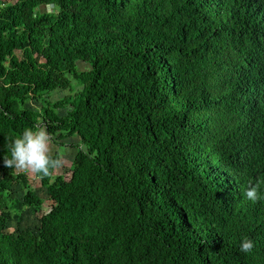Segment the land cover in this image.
I'll return each mask as SVG.
<instances>
[{
	"label": "trees",
	"instance_id": "16d2710c",
	"mask_svg": "<svg viewBox=\"0 0 264 264\" xmlns=\"http://www.w3.org/2000/svg\"><path fill=\"white\" fill-rule=\"evenodd\" d=\"M37 125L79 139L68 175L4 167ZM249 181L264 0H0V264H264Z\"/></svg>",
	"mask_w": 264,
	"mask_h": 264
},
{
	"label": "clouds",
	"instance_id": "9594fccd",
	"mask_svg": "<svg viewBox=\"0 0 264 264\" xmlns=\"http://www.w3.org/2000/svg\"><path fill=\"white\" fill-rule=\"evenodd\" d=\"M54 142L55 137L44 126L25 129L22 135L13 140L11 155L4 156L3 165L16 173L51 177L65 164L61 154H52ZM259 189L260 182L253 184L249 181L243 195L255 203L264 199ZM253 248L254 241L251 239L244 238L240 243V251L243 253H251Z\"/></svg>",
	"mask_w": 264,
	"mask_h": 264
},
{
	"label": "rangeland",
	"instance_id": "374dc122",
	"mask_svg": "<svg viewBox=\"0 0 264 264\" xmlns=\"http://www.w3.org/2000/svg\"><path fill=\"white\" fill-rule=\"evenodd\" d=\"M40 9L45 11L46 8L41 6ZM16 53L18 56L21 57L20 51H16ZM7 60H8V57L5 58V61H7ZM84 65H86V64H84ZM86 66H88V65H86ZM62 95H63L62 92H55L52 95V97L56 99ZM32 105L37 106V104L35 102H32ZM59 142H63L64 144H58L57 142H54L53 147H52V153L58 152L59 154H61L65 160V164L57 172L58 173L63 172V173H66L68 175L70 173V169L73 167L74 157L77 153L76 145L79 144V139L73 138L70 140L59 141ZM31 176L34 177V175H31ZM32 183H33V186L36 188V193L45 199L44 210L48 211L50 209V201L48 199L49 194H48L47 189L42 187L37 179H33ZM15 192H16V195L18 197H21L23 195V189L20 186L15 187ZM36 220H37L36 217L31 215V212L28 211L26 214V219H25L24 223L25 222H36Z\"/></svg>",
	"mask_w": 264,
	"mask_h": 264
},
{
	"label": "water",
	"instance_id": "95a60500",
	"mask_svg": "<svg viewBox=\"0 0 264 264\" xmlns=\"http://www.w3.org/2000/svg\"><path fill=\"white\" fill-rule=\"evenodd\" d=\"M54 7V3H50L47 5L48 10L50 11Z\"/></svg>",
	"mask_w": 264,
	"mask_h": 264
}]
</instances>
